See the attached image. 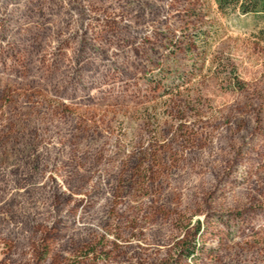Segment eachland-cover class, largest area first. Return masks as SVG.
<instances>
[{
	"label": "rangeland",
	"instance_id": "374dc122",
	"mask_svg": "<svg viewBox=\"0 0 264 264\" xmlns=\"http://www.w3.org/2000/svg\"><path fill=\"white\" fill-rule=\"evenodd\" d=\"M0 264H264L250 22L214 0H0Z\"/></svg>",
	"mask_w": 264,
	"mask_h": 264
},
{
	"label": "trees",
	"instance_id": "16d2710c",
	"mask_svg": "<svg viewBox=\"0 0 264 264\" xmlns=\"http://www.w3.org/2000/svg\"><path fill=\"white\" fill-rule=\"evenodd\" d=\"M219 13L228 16L237 13L251 24L252 36L264 44V0H214ZM232 78L238 90H241L237 76L232 71Z\"/></svg>",
	"mask_w": 264,
	"mask_h": 264
}]
</instances>
